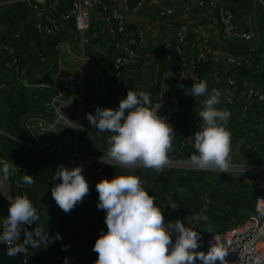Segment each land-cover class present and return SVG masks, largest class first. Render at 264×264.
Masks as SVG:
<instances>
[{"label":"trees","instance_id":"obj_1","mask_svg":"<svg viewBox=\"0 0 264 264\" xmlns=\"http://www.w3.org/2000/svg\"><path fill=\"white\" fill-rule=\"evenodd\" d=\"M63 7L65 5L60 8ZM28 12L29 7L23 0L0 3V43L5 42L13 46L14 53L18 55V63L26 67L25 75L30 82H44L56 65L55 44L60 36L43 35L37 31L30 22L25 20ZM262 18L264 22V16ZM258 32L260 36L256 43L238 40L225 42L228 49L243 51L242 53L250 56L251 61L247 64V70L249 69V76L252 79L261 78L263 77L261 71L264 73V55L260 54L264 49V26L258 27ZM250 47L252 49L248 51ZM41 56L43 60H40ZM8 57L7 53L0 48V82L6 84L0 89V161H7L10 166L23 162L21 169L17 172H11L10 167L11 174L7 179L8 182L18 196H26L38 211L40 205L41 208L44 204L48 205L47 208L40 209L38 212L39 218L43 220V233H48L51 238L44 241V247L41 250L44 257L42 264H95L98 257L92 250L93 246L102 232H107L106 213L97 208L96 183L102 179L91 172L83 174L90 187L89 194L69 213H65L58 207L52 198L51 189L61 182L53 177L57 168L63 165L64 156L46 150H37L32 155L33 148L30 145L12 137L32 140L21 125L22 115L30 110L41 111L52 91L48 87L39 88L22 84L4 66ZM259 59L262 62L261 66L258 65ZM209 69L207 61H199L195 65V70L204 76ZM236 72L241 73L242 69L225 68V73ZM157 89L158 83L155 82L149 87L134 91L148 93L152 100V94ZM195 103L196 99L192 104L195 105ZM258 105L261 110H256ZM192 106L191 113L194 114L196 111ZM231 107H233L232 104H227L222 110H228ZM184 113H181L175 122L172 119H168L167 122L171 126L177 124L180 128H190L193 135L196 131L202 130L203 121L197 112L196 121L192 117L188 118L190 111L186 115ZM261 113L264 119V97L261 100L253 98L246 109H242L239 103V113L237 111L232 113L226 125L231 134V148L239 137L243 136L239 150L244 152L238 157L255 163H264V134L262 137L252 136L251 133L244 134L243 126L239 124H245L250 128L249 124L254 123V131L259 128L264 130ZM159 115L163 117L165 115L162 107ZM104 133L103 138L97 145H92V148L98 152L107 153L109 133ZM179 136L180 134L176 132L172 150L168 154L169 160L189 159L196 152L192 146H180ZM230 157V162H240L241 158L234 155ZM30 161L34 166L31 173L34 183L29 186L23 184L22 178L25 173L28 174ZM101 173L108 178L118 175H139L141 186L154 198L156 206L163 212L165 222L181 220L187 228H199L201 237L208 232H222L228 225L239 224L248 213L253 212L254 198L258 193L257 189L246 182L242 176L214 170H199L187 165L168 164L158 173L149 168H124L119 165L112 167L109 164H103ZM14 180L20 183L18 187L15 186ZM41 185L44 186L43 193L39 194L38 189ZM204 195L209 199L205 205L202 201ZM173 204L177 206L176 209L171 207ZM27 231L31 233L33 228ZM57 234L59 239H56ZM20 237L25 239L24 234ZM30 259L33 260V249Z\"/></svg>","mask_w":264,"mask_h":264},{"label":"built area","instance_id":"obj_2","mask_svg":"<svg viewBox=\"0 0 264 264\" xmlns=\"http://www.w3.org/2000/svg\"><path fill=\"white\" fill-rule=\"evenodd\" d=\"M10 0H0L2 2H9ZM29 7V12L26 16L28 22L43 35H65L70 30L76 34L80 44L85 42L86 37L83 35V30L88 27L90 22V13L96 5L101 6V11L98 15V26L100 31H107V36L113 41L112 43V60L110 61V72L112 82L114 84L115 100L117 108L121 99L126 98L127 92L125 86L128 85V78H126L124 70L130 65L137 63L135 45L140 41V33H134L128 30L125 24V15L128 7V0H23ZM143 0H137L136 6L140 5ZM185 1V0H182ZM229 0H193V4L199 10L211 15L218 24L217 39L219 41L226 40H243L246 43H251L254 40L255 31L252 26L245 22L237 23L234 17V10L228 4ZM261 10L264 12V0H255ZM63 8H60L61 6ZM173 11L170 6L163 5L157 12L154 19V24L158 28L159 23L169 21V14ZM188 23L185 21L179 22L175 27L171 37L167 38L165 47L173 44L175 55L172 57L170 54L165 56L166 70L170 75V84L165 90L169 100L161 98V94L157 93L152 98V105L161 103L164 117L168 120L172 119L174 122L182 113L185 102L182 97L185 91L190 90L193 83L206 81L209 76L212 77L213 88L221 93L219 99L220 103L216 107L222 110L227 104H232L234 101L235 93L238 90L240 80L236 74L225 73V68L230 66L241 68L250 62V57L242 52H218L212 55H206L203 52L197 53L196 56L185 55L182 52V42L186 39ZM2 48L7 55L8 59L4 62V66L15 75L22 84L25 86L41 87L50 81V85L57 89L44 104L41 111L30 110L22 115L21 125L32 140H24L16 138L33 148L32 155L37 150H46L50 152H58L56 139L59 137L60 130L67 129L66 126L71 128L74 137L77 138L79 134H83L87 129L89 136L93 137L94 133L98 131L91 127L88 121H85L81 115V107L75 114L74 119L68 118L60 110V105L69 102V99L76 96L78 87L74 84V76L71 72L56 71L51 76H47L44 82H30L25 75V66L18 63V55L14 53L13 46L1 42ZM209 60L212 66L210 68L209 76H204L195 70V65L199 61ZM42 59V56L40 57ZM124 73V74H123ZM224 74L223 76H221ZM37 75V73H36ZM61 83V85L57 83ZM6 85L0 82V89ZM172 86H174L172 88ZM245 94L248 97L261 100L264 93L245 85ZM130 90L134 91L133 87ZM69 95V98L68 96ZM1 104V93H0ZM203 97L196 100L195 111L199 113L203 108ZM181 105V108L180 106ZM175 132L180 134L178 143L180 146L194 147V135L190 128H180L177 124H172ZM94 132V133H93ZM105 152H98L92 148L91 151H80L75 147L69 153L70 164L69 170L74 168L76 164L83 166L88 172L94 173L101 179H112L104 177L101 173V163L99 158ZM29 173L31 175L34 168L32 161L29 163ZM168 164L173 165H187L191 166L189 159H171ZM23 162H18L11 166V172H17L21 169ZM256 166V165H255ZM247 167L244 168L239 163L230 162V169L227 173L242 176V178L257 189V195L253 202V212L248 213L242 223L237 226H231L222 232L205 235L200 240L199 251L207 252L210 243H216L222 246L228 252L226 256L227 264H264V167ZM135 176H138L135 174ZM140 178V177H139ZM141 180V178H140ZM15 186L20 183L16 180L13 181ZM6 198L12 199L18 196L14 189L7 192H2ZM203 204L209 202L208 197L202 196ZM46 206H48L46 204ZM8 213L0 217V237L3 236L6 228L5 218ZM175 235L172 239L175 241ZM36 239V237H31ZM41 243H44L42 241ZM4 244V243H3ZM5 251L7 252V245L4 244ZM12 248H20V260L16 264H33L30 255L32 254V246L25 242V239H19L12 242ZM196 264H201L199 260Z\"/></svg>","mask_w":264,"mask_h":264},{"label":"clouds","instance_id":"obj_3","mask_svg":"<svg viewBox=\"0 0 264 264\" xmlns=\"http://www.w3.org/2000/svg\"><path fill=\"white\" fill-rule=\"evenodd\" d=\"M186 96L204 104L198 113L202 118V130L194 133L196 152L189 157L193 167L199 170H214L227 173L230 169L231 134L226 125L231 113L216 107L221 93L209 91L206 81L193 83ZM150 94L128 90L117 109L97 106L95 114H86L91 127L103 133H111L106 155L99 158L101 163L112 167H142L158 173L169 163L175 137L174 128L166 117L159 115L161 103L154 106ZM0 178L7 180L10 165L0 161ZM83 166L67 169L60 165L54 179L61 182L51 189V195L58 207L65 213L83 201L90 187L83 176ZM24 185L34 183L33 176L24 174ZM97 208L103 210L107 232L96 239L93 251L97 254L95 264H227L228 252L215 242L210 243L207 252L198 251L201 235L197 230L185 227L181 220L165 222L163 212L156 206L154 198L141 186L135 175H118L96 183ZM176 209L175 204L171 205ZM39 219L38 210L26 196L9 199L6 228L0 243L7 245L6 254L13 257L22 253L12 248L23 230L25 242L39 247L40 242L50 240L48 233L34 229L31 233L24 228ZM205 219H207L205 217ZM175 235L173 242L172 236ZM39 239H32L31 237ZM57 234L56 239H59Z\"/></svg>","mask_w":264,"mask_h":264},{"label":"crops","instance_id":"obj_4","mask_svg":"<svg viewBox=\"0 0 264 264\" xmlns=\"http://www.w3.org/2000/svg\"><path fill=\"white\" fill-rule=\"evenodd\" d=\"M230 3L228 4L232 7L234 10V17L237 23H241L242 21L246 24L252 26V28L255 31L254 40L251 42L256 43L259 39V32L258 27L264 26V22L262 21V17L264 16V12L261 10L257 2L253 3V0H229ZM137 0H128V7L126 10L125 15V24L129 31L134 33H140V41L137 45H135V51L136 56L138 58L137 63L134 65L130 64L125 70V76L128 78V85L125 86V91H128L131 87L136 89H141L145 87H149L151 84L157 82L158 83V89L155 93L152 94V97L160 93L161 98L165 100H169L168 95L166 94L165 90L167 89V86L170 84V75L166 70V59L165 56L167 54H170L172 57L175 55V50L173 49V44H170V46L165 47V43L167 38L171 37L172 33L174 32L175 27L178 25L179 22L185 21L188 23V29H187V35L186 39L182 42V52L185 55H193L196 56L197 53L203 52L206 55H212L214 53L218 52H233L234 50L228 49L227 45H225V42L227 41H219L217 39V33L219 24L218 22L213 19L211 15L205 14V12L199 10L196 8L193 4V0H143L142 3L138 6H136ZM170 6L173 8V11L169 14V21H166L165 23H159L158 28H156L154 24V19L157 15L158 10L163 6ZM259 9H258V8ZM101 11V6L96 5L95 8L90 13V22L87 28L83 30L87 31V37L85 42L80 44V59H81V69L77 73L75 70H77L76 65L72 67L66 66L65 68L60 65L61 62H59L58 54H57V47L63 43H61L62 39L64 38L67 40L69 38V45L72 50H74V41L73 38L77 37L73 30H70L67 34L60 37L59 41L55 44L56 49V65L53 69V71L50 73L51 76L54 74V72H71L74 76V84L78 87V91L76 96H73L77 99V105L81 107V115H82V109L83 104H87L93 114H95V109L97 106H100L102 108H112L117 109L116 100L114 92L116 90L114 89V84L112 82L111 78V72H110V61L112 60V43L113 41L107 36V31H100L99 30V20L98 15ZM70 34V38L68 36ZM65 36V37H64ZM74 36V37H73ZM245 42L243 40H238ZM85 43H88L89 47L87 48L88 51L85 53L83 51V46ZM252 47L248 49L250 51ZM237 52V51H234ZM243 52V51H240ZM260 54L264 55V49L261 50ZM249 56V55H248ZM72 57V56H71ZM70 57V58H71ZM250 57V56H249ZM85 59L88 60V72L89 74V82H84V61ZM262 59V58H261ZM259 59L258 65L261 66L262 62ZM73 61V59H71ZM207 61V65L209 68H215V66H212L209 60ZM251 61V60H250ZM250 63V62H249ZM257 66V63L255 64ZM263 67V66H262ZM244 69H242V72H236L233 74H236L240 80V84L238 87L235 97V101L232 103V105H236L238 107L237 112L239 113V103L241 105L242 109H246L248 107L249 101H252L253 98L248 97L245 94V85L250 86L253 89L260 91L264 93V73L263 71V77L261 78H250L249 72L247 70V64L243 66ZM211 70V69H209ZM247 70V72H246ZM123 73V74H124ZM209 73V71H208ZM207 73V77L209 74ZM211 76L207 78L208 79ZM97 79L99 84H96L94 80ZM43 87H48L51 89L52 93L47 98V100L57 92V89L59 88H53L49 82ZM61 85V83H57ZM211 85L213 86V82L211 79ZM210 86V87H212ZM39 87V88H41ZM69 98V95H66ZM69 99V102H71L72 98ZM200 97L199 99H201ZM189 99L190 104L189 108H185L182 110V113L188 114L189 111L192 112L191 106L193 105L192 102L195 100H192L193 98L188 97L186 95H183L182 101L185 102V100ZM47 100L44 102L47 103ZM68 101L63 103L67 104ZM61 104V105H63ZM181 108V105H179ZM234 109L231 107L227 111L230 112V110ZM256 110H261L259 105L256 107ZM244 112V111H243ZM260 112V111H259ZM258 112V113H259ZM234 114L235 112H230ZM257 113V114H258ZM263 114L261 113L260 117ZM264 118V117H263ZM170 119V118H169ZM241 119V118H239ZM260 119V118H259ZM85 121H88L87 119H84ZM262 125H264V119ZM260 120V121H261ZM250 128L247 126L246 131L244 128L242 129L244 131V134L251 133L252 136L262 137L264 134V130H261L260 128L257 131L253 130V127L255 126L254 123H250ZM67 129H61L59 137L56 139V145L57 149L60 155L64 156L65 158L68 157L69 153L74 149L75 147L80 151H91L92 145H97L99 140H101L104 136V132L101 133L98 131L94 133L93 137L89 136V130L87 129L82 135L83 138L78 140V137L75 138L73 132L71 131V128L66 126ZM111 133H109V136ZM30 136V134H29ZM108 136V138H109ZM60 138V140H59ZM243 139V136L239 137L238 140ZM237 140V141H238ZM236 141V142H237ZM235 142V143H236ZM233 148V146H232ZM98 150V149H97ZM239 159V164L242 165L244 168H251V167H261V169L264 167V163H255L253 161H247L246 159L242 157ZM247 161V162H246ZM234 163V162H233ZM70 164V158L66 159L64 161L63 166L67 169H69ZM81 166L79 164H76L75 167ZM29 173V168H28ZM88 171L83 167V173L87 174ZM1 188L7 190L4 187V183L1 182ZM44 186L41 185L38 189L39 194L43 193ZM1 189V190H2ZM47 208L46 204H44L40 209L44 210ZM39 209V208H38ZM39 209V211H40ZM38 211V212H39ZM42 218H39L37 221L34 222L32 225H25V229L33 228L40 230L43 233L42 229ZM24 231L22 230L20 235H23ZM36 239H39L36 237ZM44 247V243L39 244V247H32L33 249V260L32 263L34 264H42L43 256L41 253V250Z\"/></svg>","mask_w":264,"mask_h":264},{"label":"rangeland","instance_id":"obj_5","mask_svg":"<svg viewBox=\"0 0 264 264\" xmlns=\"http://www.w3.org/2000/svg\"><path fill=\"white\" fill-rule=\"evenodd\" d=\"M258 8V7H257ZM259 9V8H258ZM83 35L84 36H86L87 37V31H84L83 32ZM68 36L70 37V34H68ZM65 37V36H64ZM72 37V36H71ZM70 37V38H71ZM74 37V36H73ZM72 39V38H71ZM73 43H74V50H72L71 49V47H70V45H69V38L67 39V40H65L64 38L62 39V41H61V43H63L62 45L60 44L58 47H57V54H58V58H59V62H61L60 63V65L62 66V67H64L65 68V65L66 66H71L72 67V65L73 66H75L76 65V68H77V70H75V72L77 73V71L79 70V72H80V69H81V59H80V42H79V40H78V38L77 37H75V38H73ZM84 48H83V51L86 53L87 51H88V47H89V45H88V43H85V45L83 46ZM72 56V57H71ZM71 57V58H70ZM71 59H73V61L71 60ZM84 67H85V70H84V73H85V76H84V82L85 83H88L90 80H89V72H88V60L87 59H85V61H84ZM94 82L96 83V84H99V82L97 81V79H95L94 80ZM235 97H236V94H235ZM235 97H234V101H235ZM233 101V102H234ZM189 99H187L186 100V103H185V106H183V109H187V108H189ZM233 108L234 109H232V110H230V112H235V111H237L238 110V107L234 104L233 105ZM185 109V110H186ZM188 110V109H187ZM191 113V112H190ZM192 117V119L194 120V121H196V119H197V113L195 112L194 114L193 113H191V114H189L188 115V118H191ZM240 126H243V128H244V130L246 131V125L245 124H239ZM32 138V137H31ZM81 138H83V136L82 135H79V137H78V140L80 141V139ZM59 140H60V138H59ZM242 142H243V139H240V140H238L236 143H235V145L233 146V148H231V152H230V155H234V156H239V155H241V153H243L242 151L240 152V150H239V147L240 146H242ZM68 157H69V155H68ZM68 157L67 158H65L64 157V159L66 160V159H68ZM64 160V161H65ZM63 164H64V162H63ZM260 167H262V166H260ZM1 182L2 183H4V187L7 189V190H5V189H2L1 188ZM2 189V190H1ZM10 189H12V186L10 185V183L8 182V180H4V179H2V178H0V191H2V192H7V191H9ZM244 220V218L241 220V223H242V221ZM240 223V222H239ZM237 226L238 225V223H234V224H231V225H228L227 226V228H228V230H229V228H231V226ZM191 229H193V230H199V228L197 229V227H191ZM200 231V230H199ZM213 233H218V232H208V234H206V236L207 235H209V234H213ZM203 237H205V236H202L201 238H203ZM198 251H199V249H198ZM34 264H35V262H34Z\"/></svg>","mask_w":264,"mask_h":264},{"label":"water","instance_id":"obj_6","mask_svg":"<svg viewBox=\"0 0 264 264\" xmlns=\"http://www.w3.org/2000/svg\"><path fill=\"white\" fill-rule=\"evenodd\" d=\"M255 2V0H253V3ZM236 67L234 66H230L228 67V69H235ZM242 69H244L243 67H241ZM224 74H222L221 76H223ZM211 79L212 77H210L208 79V86L210 88L211 86ZM174 86H172L173 88ZM83 109H82V118L86 119V114L88 113H92L91 108L87 105V104H83ZM80 109V106L77 105V99L75 97L72 98L71 102L67 103V104H63L60 105V110L62 111V113H64L68 118L70 119H74L75 114L77 113V111ZM8 208H9V202L8 199L6 198V196L2 193V191H0V217L6 215L8 213ZM20 253H18L17 255L13 256V257H9L6 252H5V247L3 243H0V263L1 264H16L19 260H20Z\"/></svg>","mask_w":264,"mask_h":264},{"label":"flooded vegetation","instance_id":"obj_7","mask_svg":"<svg viewBox=\"0 0 264 264\" xmlns=\"http://www.w3.org/2000/svg\"><path fill=\"white\" fill-rule=\"evenodd\" d=\"M6 252V251H5ZM1 264V263H0Z\"/></svg>","mask_w":264,"mask_h":264}]
</instances>
